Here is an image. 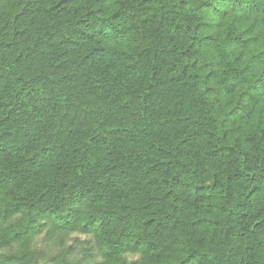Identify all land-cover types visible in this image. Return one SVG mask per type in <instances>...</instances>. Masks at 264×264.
<instances>
[{
  "label": "trees",
  "instance_id": "1",
  "mask_svg": "<svg viewBox=\"0 0 264 264\" xmlns=\"http://www.w3.org/2000/svg\"><path fill=\"white\" fill-rule=\"evenodd\" d=\"M44 229L264 264V0H0V264Z\"/></svg>",
  "mask_w": 264,
  "mask_h": 264
},
{
  "label": "rangeland",
  "instance_id": "2",
  "mask_svg": "<svg viewBox=\"0 0 264 264\" xmlns=\"http://www.w3.org/2000/svg\"><path fill=\"white\" fill-rule=\"evenodd\" d=\"M48 234L50 235L47 229H44L30 242L29 250L31 249L39 254L36 261L37 264H70L75 262L82 257V252L86 248V244H83V242L90 239L89 236L78 232L66 236L54 232L52 238H49ZM54 238H60L63 246H59V243L54 242ZM67 248L72 249V251L68 252ZM14 249H18V246H15Z\"/></svg>",
  "mask_w": 264,
  "mask_h": 264
}]
</instances>
